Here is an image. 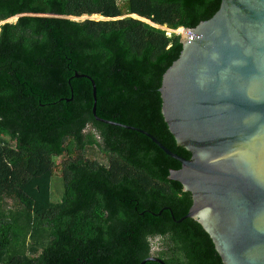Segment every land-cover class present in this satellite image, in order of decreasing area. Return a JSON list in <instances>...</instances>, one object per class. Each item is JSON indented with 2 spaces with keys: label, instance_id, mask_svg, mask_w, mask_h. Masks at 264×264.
Segmentation results:
<instances>
[{
  "label": "trees",
  "instance_id": "trees-1",
  "mask_svg": "<svg viewBox=\"0 0 264 264\" xmlns=\"http://www.w3.org/2000/svg\"><path fill=\"white\" fill-rule=\"evenodd\" d=\"M220 2L0 0V264H222L199 224L178 222L191 197L167 177L180 164L95 121L91 84L74 78L94 82L98 118L188 160L158 90L182 50L172 31L209 20ZM94 148L107 165L87 157Z\"/></svg>",
  "mask_w": 264,
  "mask_h": 264
},
{
  "label": "water",
  "instance_id": "water-1",
  "mask_svg": "<svg viewBox=\"0 0 264 264\" xmlns=\"http://www.w3.org/2000/svg\"><path fill=\"white\" fill-rule=\"evenodd\" d=\"M182 30L181 53L158 92L164 123L188 160L142 130L98 118L94 82L74 78L91 84L95 121L147 137L180 164L167 177L191 197L178 222L199 224L222 264H264V0H221L209 20Z\"/></svg>",
  "mask_w": 264,
  "mask_h": 264
},
{
  "label": "rangeland",
  "instance_id": "rangeland-1",
  "mask_svg": "<svg viewBox=\"0 0 264 264\" xmlns=\"http://www.w3.org/2000/svg\"><path fill=\"white\" fill-rule=\"evenodd\" d=\"M119 0H115V2H118ZM110 9L115 12V6H111ZM131 17L133 18H139L138 15L136 13H133L131 15ZM97 19V18H95ZM14 19H11L9 22H14ZM172 33V32H170ZM176 35H179L178 33H174ZM90 159H94L97 162L103 164V165H107V157L101 153L98 152V150L96 148H94L93 153L91 155L87 156ZM61 159L58 158L56 159V163L60 162ZM63 192V183L61 181V178L58 175H55L52 178V182H51V193H52V198L51 201L56 203L57 200L59 199L60 195ZM151 244H152V251L153 253H157L160 252L161 250H163V243L160 239L155 238L151 240Z\"/></svg>",
  "mask_w": 264,
  "mask_h": 264
},
{
  "label": "bare ground",
  "instance_id": "bare-ground-1",
  "mask_svg": "<svg viewBox=\"0 0 264 264\" xmlns=\"http://www.w3.org/2000/svg\"><path fill=\"white\" fill-rule=\"evenodd\" d=\"M184 34H185V32L182 33V35H184Z\"/></svg>",
  "mask_w": 264,
  "mask_h": 264
}]
</instances>
